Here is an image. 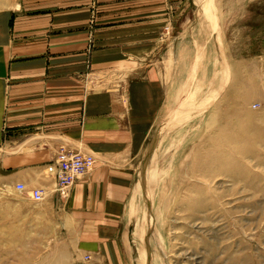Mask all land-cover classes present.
Returning <instances> with one entry per match:
<instances>
[{
  "label": "crops",
  "instance_id": "obj_1",
  "mask_svg": "<svg viewBox=\"0 0 264 264\" xmlns=\"http://www.w3.org/2000/svg\"><path fill=\"white\" fill-rule=\"evenodd\" d=\"M196 5L25 0L0 10V179L24 197L43 190L38 206L77 256L128 262L135 164L167 99L161 64L204 20ZM61 149L94 160L65 200L45 169Z\"/></svg>",
  "mask_w": 264,
  "mask_h": 264
},
{
  "label": "rangeland",
  "instance_id": "obj_2",
  "mask_svg": "<svg viewBox=\"0 0 264 264\" xmlns=\"http://www.w3.org/2000/svg\"><path fill=\"white\" fill-rule=\"evenodd\" d=\"M195 2L204 20L161 61L167 99L135 164L127 264H264V0ZM50 214L0 179V264H100Z\"/></svg>",
  "mask_w": 264,
  "mask_h": 264
},
{
  "label": "built area",
  "instance_id": "obj_3",
  "mask_svg": "<svg viewBox=\"0 0 264 264\" xmlns=\"http://www.w3.org/2000/svg\"><path fill=\"white\" fill-rule=\"evenodd\" d=\"M93 165L94 160L91 156L61 149L45 169L46 173L54 179L55 193L60 200H65L69 195L71 187L81 176L91 170ZM16 190L23 192V185H17ZM29 195L35 203L44 200L43 190L34 189L29 192Z\"/></svg>",
  "mask_w": 264,
  "mask_h": 264
}]
</instances>
